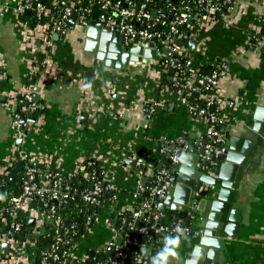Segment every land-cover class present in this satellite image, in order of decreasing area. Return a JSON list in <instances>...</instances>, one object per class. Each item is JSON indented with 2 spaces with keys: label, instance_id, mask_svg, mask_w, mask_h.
<instances>
[{
  "label": "crops",
  "instance_id": "1",
  "mask_svg": "<svg viewBox=\"0 0 264 264\" xmlns=\"http://www.w3.org/2000/svg\"><path fill=\"white\" fill-rule=\"evenodd\" d=\"M15 3L16 0H0V15L3 13L0 16V71L4 74L0 78V183L9 177L12 190L17 189L20 195L19 178L25 165L22 155L40 162L49 161L48 166L58 171L68 185L79 175L84 178L88 164L94 163L109 191V198L101 203L84 232L78 228L82 235L73 243L72 250L99 264L104 261L100 254L109 245L112 247L107 251L110 257L117 247L115 239L121 238L114 233L115 224L118 215L130 208L136 176L145 171L141 182L144 186L152 185L159 172L157 166L165 163V154L171 146L180 147L183 141L185 145L192 142L201 147L204 128L191 119L174 92L161 82L152 63L108 68L85 51L82 21L78 19L69 20L65 42L54 39L53 47L45 54L37 38L33 51L18 31L11 11ZM6 5H9L7 11L4 10ZM96 23L94 20L93 24ZM263 28L264 6L236 0L231 10L223 11L215 22L203 28L200 36L190 40L196 43L195 50L188 43L197 73H206L223 59L230 62L228 79L221 83L219 90L224 109L217 127L222 134L221 128L226 126L231 135L241 137L246 131L248 109L253 104L264 103V43L253 38ZM34 58L37 66H34ZM29 91L38 96L36 103L42 112L36 120L31 114L22 117L26 119L22 122L26 124L23 127L26 139L19 146L12 136L6 104L17 99L18 105H24L22 95ZM152 103L155 104L154 112L148 119L145 109ZM83 117H86L85 123L81 121ZM125 159L137 162L131 166ZM13 167L16 173L10 175ZM11 177H16L15 183H10ZM12 190L9 198L18 196L13 195ZM235 199L234 207L240 210L241 225L236 238L226 237L219 264H264V153L254 156L247 164ZM31 205L30 208L38 213L39 206ZM152 210L159 219L164 216V225L179 221L182 227L178 212L166 207L162 214L156 210V205ZM30 219L35 220L33 226L28 225ZM14 220L21 225L18 231L12 229V220L0 226V243L11 246L8 252L0 249V255L4 254L0 264H30L34 248H41L43 256L56 232L63 231L67 225L64 222L57 229L55 222L47 224V219L39 213L29 216L23 212L21 219L15 215ZM41 226H45L43 234L39 231ZM3 227L4 234L1 233ZM20 232L25 233L24 242L13 235ZM41 237L45 244L39 243ZM167 238L161 237L155 245H142L141 249L149 250L144 257L140 249L143 263H180L183 237ZM26 249H30V254ZM169 250L176 255H169ZM164 257H167L166 262ZM45 263L41 257L36 264Z\"/></svg>",
  "mask_w": 264,
  "mask_h": 264
},
{
  "label": "built area",
  "instance_id": "2",
  "mask_svg": "<svg viewBox=\"0 0 264 264\" xmlns=\"http://www.w3.org/2000/svg\"><path fill=\"white\" fill-rule=\"evenodd\" d=\"M150 1L52 0L53 6L61 7V15L56 18L51 10L43 5V0H16L11 11L25 44L31 46L34 51V41L39 38L41 45L45 49V54L48 53L49 48L53 47L54 36L57 35L61 42H65L69 33V18L72 14H76L79 21L96 20L97 23L111 32L118 33L123 37L124 46L127 48L134 47L139 43H154V48L158 51L160 59L150 63L154 65L160 76L161 74H167L170 70L173 71L171 79L175 90L172 91L179 103L186 107L191 119L203 125V137L206 139V144L204 152L198 156L197 168L201 171L209 172L214 166L216 157L227 150V141L217 126L222 121L221 116L224 109V104L219 99V90L221 83L228 79L230 62L228 59H223L214 64L206 73H197L193 67L191 53L185 46L180 44V41H190L194 37L200 36L203 28L215 22L218 15L223 11L231 10L236 0H197L196 8L199 10L194 13H192V9L188 4L181 1L180 6L171 15L166 30L163 31L161 28L164 12L161 9H152L156 11L154 18H152V10L147 7V2ZM237 1H250L264 6V0ZM95 6L98 8V13L93 16L92 9ZM8 7L9 5H6L4 10L7 11ZM25 11H29L30 15H33L35 20L38 21L32 28L21 18ZM2 15L3 13L0 16L2 17ZM190 18L191 20H189ZM158 26L161 28L158 29ZM261 32L259 30L258 34H261ZM255 41L264 43V32ZM157 42H163L160 48L157 47ZM163 50L167 51L165 55L162 53ZM33 62L34 66H37L38 62L35 58ZM35 69L38 68L36 67ZM3 76L4 74L0 71V78ZM191 94H198L202 107L193 105L188 101V96ZM22 102L25 105H18L17 99H11L7 102L6 109L11 117L13 139L24 142L26 134L23 131V127L26 124L21 122V118L35 112L38 104L34 101L31 91L22 95ZM154 106L155 104L152 103L145 109L148 119L151 118L154 112ZM181 144L182 146L174 148L171 152L170 160L173 164H176L180 155L186 151L185 143L181 141ZM21 157L25 162L19 182L22 194L10 197L7 207L0 209V226L7 222L8 217L12 220V229L15 231L20 230L21 225L14 218L17 211L22 210L29 216H36L39 213L40 216H44L47 220L52 219L53 223L55 222L56 224V228L59 229L62 227L63 221L56 214L57 209L70 199L79 197L84 204L90 206L101 205V196L107 187L102 177H98L94 170L83 175V179L88 182L86 186H70L66 184L64 177L58 171L48 166L49 161L40 162L36 159H29L26 155ZM91 165L94 168L95 165L92 162L88 164V167ZM144 173L145 171L139 173L135 178L136 190L132 194L133 201L129 209L133 207L136 198L142 193L147 194L149 201L145 202L141 209L133 213V220L127 223L130 231L134 229L133 223L138 221L142 215L153 207L154 200L160 201L165 198L169 186V182L166 181L168 169L157 172L154 182L150 186L141 185V178ZM35 200H39L41 203L38 213L29 207V204L34 203ZM54 202L57 204H54ZM149 218L150 216H147L146 221H149ZM152 219L156 222L159 219L158 214H154ZM152 228L153 226L149 229ZM75 229L76 226L71 224L63 231L56 232L53 241L49 245V250L43 255V259L46 260L47 257H50L53 264H67L72 261L84 262L87 259L86 255H77L72 250V246L66 249L63 248L68 241L62 237H71ZM149 229L144 225L140 233H148ZM155 232L156 234L160 232H165L166 234L176 233L179 236L178 238L185 235L179 221L162 225ZM114 233L115 235H120L116 229H114ZM111 250L112 247L108 245L105 251ZM125 250L126 242L122 240L121 244L112 251L113 254L99 264H126L127 254Z\"/></svg>",
  "mask_w": 264,
  "mask_h": 264
},
{
  "label": "water",
  "instance_id": "3",
  "mask_svg": "<svg viewBox=\"0 0 264 264\" xmlns=\"http://www.w3.org/2000/svg\"><path fill=\"white\" fill-rule=\"evenodd\" d=\"M144 0H140L143 2ZM96 9V7H93ZM156 11L152 10V18ZM24 16H29L30 12L25 11ZM70 21H76V14H72ZM191 20V18L189 19ZM43 24V23H42ZM82 34L84 37L85 51L91 53L97 61L102 62L108 68L122 69L134 63H144L149 65L151 61H158L160 55L154 48V43L148 42L137 44L134 47L124 46L123 37L118 33L111 32L101 24H93L88 19L81 22ZM161 27L158 26V29ZM58 36H54L57 39ZM39 43V42H38ZM189 45L195 50L196 43L189 41ZM162 53L165 55L166 50ZM42 56H40L41 59ZM34 101H38V96H33ZM22 104L25 105L24 102ZM246 131L241 137L231 135L226 126L221 128L224 138L227 141V150L216 157L211 171H201L197 168L198 156L204 152L206 139L203 137L201 147L194 143H188L185 153L181 154L179 161L173 164L170 160L171 151L175 148L173 144L165 154L166 161L157 166V170L168 168L169 186L165 198L154 200L156 210L159 213H165L166 207L171 211L178 212L177 217L182 220V228L185 235L182 238L181 259L179 264H219L221 251L225 250V239L236 238L241 225L240 210L234 207L235 198L240 188L243 175L247 164L254 156L264 153V103L253 104L246 113ZM26 119L22 118L21 122ZM83 123L86 117L81 120ZM21 145V140L17 141ZM18 152L15 153L17 156ZM127 164L134 166L135 160H124ZM22 163L18 165V168ZM16 177L10 178V183H15ZM143 184V181L141 182ZM22 194V189L19 190ZM147 196V194H144ZM54 204H57L54 202ZM153 205V206H154ZM31 203L29 207H31ZM23 211L18 210L16 217L21 219ZM170 220H177L171 219ZM164 216L157 220L154 228L149 229L148 235L154 237L156 230L164 225ZM47 224L53 225V220H47ZM35 224L34 219L28 221L29 226ZM140 228V224H136ZM41 234L45 232V226L39 228ZM81 232V230H78ZM58 232H61L59 230ZM1 233H6L5 227ZM19 242H24L25 233H13ZM160 237L178 239L176 233L160 232ZM35 237V235L33 236ZM51 242V238L48 239ZM122 239L117 237L114 241L115 246H119ZM17 246V245H16ZM11 246L6 243H0V249L8 252ZM15 247V246H14ZM49 250V247L46 251ZM144 257L149 254L148 249H141ZM113 254V253H112ZM43 257L41 248H34V256L30 259V264H36L37 259ZM4 260V254L0 255V261ZM45 264H52V259L47 257ZM15 264H23L17 262ZM79 264H87L85 262ZM143 264H150L144 261Z\"/></svg>",
  "mask_w": 264,
  "mask_h": 264
},
{
  "label": "trees",
  "instance_id": "4",
  "mask_svg": "<svg viewBox=\"0 0 264 264\" xmlns=\"http://www.w3.org/2000/svg\"><path fill=\"white\" fill-rule=\"evenodd\" d=\"M94 1H97V0H94ZM135 1L139 2L140 0H135ZM181 1H184L185 4H188L191 7L192 13L199 10L196 8V1L197 0H151L150 2H147V7L149 10H152V9L160 10L161 9L164 12V18L162 21V28H161L162 31L166 30V27H167V24L169 22L171 15L180 6ZM43 3H44L43 5L46 8H49L51 10L53 16L58 18L61 15V7L53 6L52 0H45ZM168 5H170L169 8H167ZM97 13H98V10L95 11L93 8L92 9V15L96 16ZM21 18H22V20L27 22L31 28L34 27L38 23V21L35 20L33 15H29L27 17L22 15ZM263 32H264V28L262 29L261 34ZM261 34H256L253 38L256 39ZM188 43H189V41H180V44H182L183 46H185L189 50ZM156 44H157V47L160 48L162 46L163 42H157ZM172 75H173V71L170 70V71H168L167 74H161L160 79H161V82L163 84L167 85L171 90H175L173 88V82L171 79ZM188 101L193 105L195 104L198 107H202V102L198 99V94L197 95L191 94L190 96H188ZM41 112H42V108H37L36 111L31 114L32 119L36 120V118L38 117V115ZM92 167H93V165L87 167L86 171L91 172L94 170L96 172L97 176L100 177V170L96 166H94V168H92ZM14 173H16V168L13 167L10 170L9 174L11 175ZM8 179H9V177H6L4 179L5 182L0 183V194H2L5 197V199L0 200V206H2L1 208L7 207V202L9 199L8 194L12 190V186L9 184ZM19 182H20V178H19ZM86 183L88 184V182L85 179H83L81 175H79L75 178L73 183L69 184V185L70 186H76V187H84V185ZM16 190H12L13 195H18ZM107 198H109V191L104 190V192L101 196V201L103 202ZM147 201H149V197L145 196L144 193H142L141 195H139L136 198L135 203L131 209L124 210L117 217L115 229L118 230L119 234L121 235L123 242H126V250H125V252L127 254L126 264H143V261L140 258V249H141L142 245H150L151 243H152L151 245H155L156 241H158L161 238L159 236L151 237L148 235V233H140V230L144 225H146L149 229L151 226H153L155 224V221L152 219V216L155 214L152 210L153 207H151L149 209V211H147L144 215H142V217L138 221H135L133 223L134 229L132 231L128 230L127 223L131 222L133 220V217H132L133 213L136 210L141 209L143 204ZM34 204L41 206V203L39 200H35ZM98 208H99V206H90V205L84 204L79 199V197H74L73 199H70L67 203H65L64 205H61L57 209L56 214L62 218V220H63L62 224L64 222H67V225L65 226V228H67L71 224H74L76 226V229H75L74 233L71 235V237H62L64 240L68 241L67 245L63 246L64 249L72 246L73 243L76 242V240L78 238H80L82 233L78 231V228H81L84 232L85 228L91 224V221L93 220L92 219L93 214L97 212ZM116 208L119 209L118 204H117ZM113 215H114V213H112L111 217H113ZM147 216H150L149 221H146ZM9 220H10V218L7 217V221H9ZM22 222H23V226H24L25 221L22 220L21 223ZM137 223L140 224V228H136ZM62 236H64V235L62 234ZM167 239L170 240L169 237ZM39 243L45 244L46 243L45 239H43L41 237L39 239ZM26 250H27V253L30 254V249H26ZM75 253L81 254L78 252H75ZM100 258L102 260L108 259L109 257L107 255V251L102 252L100 254ZM86 263L87 264H97L95 261H93L89 258L86 259ZM67 264H74V263H67Z\"/></svg>",
  "mask_w": 264,
  "mask_h": 264
},
{
  "label": "clouds",
  "instance_id": "5",
  "mask_svg": "<svg viewBox=\"0 0 264 264\" xmlns=\"http://www.w3.org/2000/svg\"><path fill=\"white\" fill-rule=\"evenodd\" d=\"M3 199H5V197L2 194H0V200H3ZM173 243H175V242H173ZM169 255L175 256L176 253L171 251V250H169ZM164 260L166 262L167 261V257H164Z\"/></svg>",
  "mask_w": 264,
  "mask_h": 264
}]
</instances>
